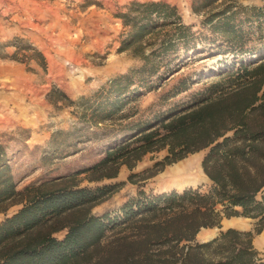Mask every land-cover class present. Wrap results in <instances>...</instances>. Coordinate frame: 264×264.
Wrapping results in <instances>:
<instances>
[{
  "label": "trees",
  "instance_id": "1",
  "mask_svg": "<svg viewBox=\"0 0 264 264\" xmlns=\"http://www.w3.org/2000/svg\"><path fill=\"white\" fill-rule=\"evenodd\" d=\"M217 1L194 0L192 10L205 11ZM229 10L227 5L210 12L206 22L232 46L237 42L230 49L237 53L242 50V35L231 24L233 12ZM176 16L175 7L164 2H131L120 14L132 30L119 50L140 56L144 61L141 70H147L148 64L152 68L153 53L144 52L145 37L160 20L162 26L175 22L178 28L188 29ZM171 18L177 21L170 22ZM188 35L180 33L183 38ZM13 42V59L36 58L45 67L41 51L20 38ZM171 46L172 41L166 39L160 47L165 51ZM255 59L233 61L207 75L214 81L187 107L153 125L137 127L135 134L106 149L92 166L66 177L18 190L0 148V211L21 204L0 222V264H264L253 245L254 235L264 229V193L257 198L264 187V55ZM148 71L151 75L156 69ZM134 72L131 69L109 80L105 94L97 92L89 105L87 98L72 101L57 90L51 95L68 104H83L82 116L94 124L115 120L126 103L122 95ZM162 149L166 154L154 164L155 170L146 171H151L149 177L205 149L201 166L211 182L209 188H173L150 194L139 190L116 216L91 213L120 184L80 187L73 181L78 174L89 172L90 180L113 178L121 164L131 169L145 154ZM135 176L130 174L128 180L136 183ZM233 216L255 219L254 229L227 228L211 239H196L201 228L221 227L223 218ZM64 229L63 238L54 236Z\"/></svg>",
  "mask_w": 264,
  "mask_h": 264
},
{
  "label": "rangeland",
  "instance_id": "2",
  "mask_svg": "<svg viewBox=\"0 0 264 264\" xmlns=\"http://www.w3.org/2000/svg\"><path fill=\"white\" fill-rule=\"evenodd\" d=\"M133 1L169 4L175 7L180 24L188 28H178L175 22L162 26L163 20L157 23L155 31L143 42L145 54L153 53L152 68L148 64L147 70H141L144 61L132 50H119L132 30L120 14ZM193 1L0 0V148L18 190L89 168L104 156L106 149L135 134L137 127L153 125L159 118L187 107L214 81L207 75L225 65L231 66L233 61H249L264 55V0H218L213 7L200 12L192 10ZM227 5L229 12H233L231 24L242 35V50L237 53L230 50L235 49L237 42L233 41L232 46L206 22L210 12ZM174 19L169 20L177 21ZM184 31L189 34L187 38L180 37ZM15 38L41 51L45 67L36 58L13 59ZM166 39L172 41V46L164 51L160 46ZM131 69L136 72L125 96L122 95L126 102L120 112L123 116L115 120L94 124L82 116L83 104H68L51 95L57 90L72 101L87 98L85 104L89 105L97 92L105 94L109 80ZM150 69L156 71L149 75ZM205 152L202 149L189 153L150 177L166 149L145 154L131 169L121 164L113 178L90 180L91 174L82 172L73 181L91 189L120 184L118 190L91 209L93 215L107 213L113 217L139 190L146 194L198 186L201 191L207 190L211 182L201 166ZM190 158L193 167L200 166L201 171L169 173L176 164ZM148 169L151 171L146 172ZM132 173L138 175L134 177L136 183L128 180ZM191 178L197 179L194 182ZM262 193L264 187L257 198ZM20 207L21 204H13L0 211V222ZM255 222L243 216L223 218L221 227L201 228L196 239L205 241L229 226L253 230ZM65 233L64 229L54 236L61 239ZM253 245L264 259V229L254 235Z\"/></svg>",
  "mask_w": 264,
  "mask_h": 264
},
{
  "label": "bare ground",
  "instance_id": "3",
  "mask_svg": "<svg viewBox=\"0 0 264 264\" xmlns=\"http://www.w3.org/2000/svg\"><path fill=\"white\" fill-rule=\"evenodd\" d=\"M10 115V114H9ZM193 161L190 159L184 161V162H181L179 164H176L171 170H169V173L172 174V175H178V174H182V173H195V172H198L201 171V168L200 166H198L197 168L193 167ZM193 168H195L194 170H192ZM192 170V171H191ZM191 171V172H190ZM201 176V175H200ZM197 178H191L190 181H196ZM177 182V181H176ZM198 182V180H197ZM177 184V183H176ZM236 224V223H235ZM240 226H243V225H240ZM246 227V226H245ZM211 236H208L207 238L209 239ZM206 240V239H205Z\"/></svg>",
  "mask_w": 264,
  "mask_h": 264
},
{
  "label": "crops",
  "instance_id": "4",
  "mask_svg": "<svg viewBox=\"0 0 264 264\" xmlns=\"http://www.w3.org/2000/svg\"><path fill=\"white\" fill-rule=\"evenodd\" d=\"M230 218H232V217H230ZM226 219H229V218H226ZM227 228H233V227H230V226H229V227H227ZM215 235H216V234H215ZM215 235H214V236H215ZM214 236H211L209 239H211V238L214 237ZM207 240H208V239H207Z\"/></svg>",
  "mask_w": 264,
  "mask_h": 264
}]
</instances>
